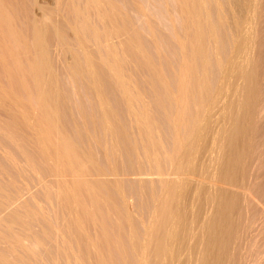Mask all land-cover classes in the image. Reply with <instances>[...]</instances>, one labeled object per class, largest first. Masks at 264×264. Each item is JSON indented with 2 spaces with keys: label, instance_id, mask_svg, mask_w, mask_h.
I'll use <instances>...</instances> for the list:
<instances>
[{
  "label": "bare ground",
  "instance_id": "6f19581e",
  "mask_svg": "<svg viewBox=\"0 0 264 264\" xmlns=\"http://www.w3.org/2000/svg\"><path fill=\"white\" fill-rule=\"evenodd\" d=\"M116 1L0 0V163L3 164H0V264H26L23 257H26L27 264L30 261L31 264L46 262L48 259L51 261V254H49L50 256L48 254L46 255V253V256L43 255L46 260L39 258L43 261H39L38 258L35 259L36 256L33 254L36 255L38 251H43L47 247L49 249L54 248L55 250L56 245L54 242L57 243L58 238L56 239L57 241L51 244L53 245L54 243L55 247L50 245V241H53L55 236L58 237V234L65 229L66 234L67 231H71V235L69 233L67 236H70L67 237L65 232L61 234L70 239L69 241H71L73 246L81 243L78 247L83 248L78 249L81 251L79 252L81 253L79 254L80 256L77 255L78 251H76L77 254L75 255H77V259L73 258L75 257L73 256L75 250L71 252L73 255L69 254L66 256V258L71 256L68 260L70 259L72 262L76 261L78 263V261H84L86 256L89 259H92L94 256L92 260L95 262L91 261L93 264H107L109 261H112L113 258L111 256L115 254L114 252L120 253L121 255L125 253L126 255L123 246L125 247V243L128 240L126 241L125 237H123V240V235L119 237L124 242L126 241L124 244L120 238V240L117 239L119 233L124 231L123 229L125 231L128 229L124 225L126 221H130L129 213L126 211L127 208H125L124 204H121L125 203L124 201L127 203V199H122L123 202L120 203L116 199L118 197L117 192L120 194L119 188L122 185V180L119 179L120 175H118L119 173L121 174V171H118V167L116 168L117 170L114 168L115 160V162L113 161L114 163L112 162L114 164L112 166L115 170H112L114 174L113 172L106 171L109 174L111 173L109 175L110 177L107 176L108 174L103 171L104 169H100L101 167L104 168L103 166H99L102 163L98 162L100 163L98 164L97 161L95 162L96 159L93 153H96L97 150L94 149L93 151L92 147V153L91 150L83 149V146L86 145H83L84 142H89L88 144L93 142L82 141V145H80L79 140L78 142L77 140L74 142L78 137L75 135L77 132L80 135L79 138L83 137L87 139L89 137L87 127L82 128V126L86 123L85 119L87 120L90 117L89 113L88 115L85 114L89 117H85V119L79 115L83 119H81L82 121L80 120L81 122L79 121L81 124L83 123L81 128L80 123L77 124L76 116H74L73 120H70L73 117L72 115H75V112L72 110L74 109L75 111L78 109V104L76 107H73L74 103L72 105L73 109H69L66 106L69 110L63 107L67 104L65 97L67 98L68 96L67 94L66 96L63 94L65 92L61 88L64 87L61 85L64 84L60 80L62 78L60 76L61 72H55L59 69V66L63 68L60 70H63L62 73L71 83L67 79L65 80L64 77V80L63 78L62 80L68 82V84L73 83V89L71 88L73 91L77 89V84L83 85V93L81 95H79L80 92L78 93L80 98L76 95L77 91L80 90L79 88L75 91L76 94L74 92L70 98L74 96L75 98L73 97V99H76L77 96L82 100V97H85V94L88 93L87 95L91 97L89 98L91 99L90 102H94V111H98L99 114V122H96V119L95 122L99 126L97 124L92 125L93 122H90L92 119L89 121L91 123L90 125L93 128L97 125V130L99 128L101 129L98 131L99 134L103 135L102 138H105L106 140H104L107 142L109 140V145L106 146L105 144L107 142L104 143L106 146L104 147L105 151L101 152L105 153L110 149L109 153L117 154L123 148L126 153L130 154V157H132L131 160H135V168L131 169L132 167L129 166L131 171L133 170L130 176L133 175L131 176L133 179L134 177L137 178L134 179L136 182L140 181V184H138L139 182L135 184L139 185H137L138 189L139 187L142 188L143 193L144 190L146 191L145 195L140 189L138 190L142 195H145V198L143 197L145 199L143 203L146 202V204L141 205L143 208L145 205L146 210L145 215H143L145 217L144 220H147H140V222L142 221V225L140 224L141 229L136 224L135 227L137 228L134 225L131 226L135 231L134 234H130L133 232V229H129L132 232L126 233L129 230L125 232L131 236H127L124 232L120 233L125 234L127 238H133L129 239V241L131 240V242H128L130 246L126 245L131 249H128L129 252L127 250L129 257V253L132 252V263L241 264L237 261L240 258L239 252L241 248L239 245L242 241L239 240L242 238H240L241 230L245 228L243 221L247 215L245 213L246 208L251 207L249 205H251L255 198L259 204L260 200H262L260 197L264 195L263 171H260V175V172L258 170L256 171L258 172L256 175H259L261 178L259 179L260 182L257 180L258 183L256 185H251L252 179H248L246 175L248 173L247 170L251 169H247L246 159L248 152H250L249 158L251 154L253 156L256 153V156L261 155L259 160L257 157L256 159L253 158L258 160V169L264 170L262 168L264 164V152H262L264 149L262 150V147L264 146L261 143L264 140V123L263 125L261 123L262 121L264 122V103L261 105L258 87L259 82H257V78L263 75L258 76L261 70L257 64L264 59L262 60L260 58L261 60L259 59V62L256 58L259 55V50H262L260 49V45L264 41H261L262 38L258 39V34L261 30H264L258 29L263 24L262 22H264L261 16L263 15V11L261 12L260 10L264 9V0H235L239 6L242 4L240 6L241 13L239 12L240 14L237 16L231 17L232 23L230 29H232V33L231 36L227 35L228 37L224 33L225 29L223 26L226 15L222 10H224L225 5L229 7L228 2L230 0H224L223 3V0H174V2L171 0L175 4L173 9L171 8L173 7L171 6V1H169L171 5L168 3L165 5L166 0H159V2L163 3H161L163 6L160 5L161 8H159L155 5L156 2L159 5L157 0H151L152 2L154 1V6H152L153 4L150 3V0L149 2H147L148 0L146 1L148 3L146 5L136 0V2L130 0L132 1L130 4L133 7L130 6L135 11L132 10V13L139 15L140 18L136 15L139 22L142 20L144 22V24L141 22L139 27L140 31L142 30L141 32L137 27L140 23H137V20H135L137 25L135 22L132 23L134 20L129 19L131 16H127L128 14L124 15L126 13L123 14V9H121L122 12L120 11V8L124 7L126 3L123 5L124 1H121V3H117ZM225 1H228L226 2L227 4ZM239 1L242 3L240 4ZM141 2L145 3V0ZM224 3L225 5H223ZM117 4L123 6L118 8ZM148 5L152 8L156 6L154 8L155 10L158 7L163 11L165 8L166 11H170L164 12L165 15L168 14L166 20L171 18L173 13H176L173 15L177 16L175 18L179 22L177 25L179 24L178 27L180 30H178L179 28L176 25L173 26L174 29L177 27L176 32L171 28L174 25L171 23V19H174L173 23L176 24L175 21L177 20L175 18L169 19L170 21H168L170 23L167 25L165 20H162L165 17L162 16L160 17L162 24L164 22L165 25H163L168 30H174L167 31L159 23L160 19H155L156 17L159 18L158 15L156 14L157 16H155L152 10L149 12L150 10L146 8ZM164 5H169L167 7L171 9L168 10ZM128 8L124 7L126 9L125 11ZM174 9L175 12L173 11ZM228 11L230 9H227ZM156 12L160 11L156 10ZM232 13L230 12L229 14L232 15ZM149 15L153 16V18L155 17V23ZM229 16L227 15V17ZM131 18L134 19V17ZM157 22L160 24H158L159 28L167 31H160L161 33L171 34L170 32H172L174 34H168V39L171 36H173V39L170 38L171 41L167 39L166 42L170 45L173 41L172 44L175 46L173 50L176 49L173 53H169L167 49H163L165 47L161 46L158 39L161 33H157L156 35V32L161 30L157 27ZM144 28L146 31L143 30ZM143 32L144 35L147 33L144 37ZM222 33L225 35L223 34L222 36ZM158 35L159 37H157ZM163 36L166 37L167 35L165 34ZM221 36L227 39L229 38L227 41L229 42L230 51L227 55L224 51L221 52L220 49L222 47L219 51L216 48V46L219 47L221 39V43L224 40L226 41L223 38L219 41ZM143 39L148 40L152 48H149V43L146 44V40L144 44ZM218 41L219 45L217 44ZM146 46L151 50L148 51ZM261 46L263 48L264 45ZM256 49H258V53L254 57ZM53 51L59 53L61 61L59 59L56 60L58 57L54 54L57 55V53L53 54L56 57L53 60ZM151 51H154L155 58L154 55H151ZM166 51L170 54V57ZM176 52L178 56L176 54L174 55ZM172 56L174 59L177 56L178 60H174ZM168 57L171 60L173 59L172 61L170 60L171 62H176V64L174 62L172 64L173 66L176 65L175 68L170 66L171 62ZM254 58L257 59L258 63H256ZM55 60L61 63L57 66V69H55V63L56 65L58 63ZM166 66L169 68V71L166 69ZM261 67H264L262 62ZM166 70L171 73V77L165 74ZM262 70L264 71V69ZM137 74H141L138 76L139 79H137ZM141 76L142 78H140ZM263 78L264 75L262 76ZM259 81L262 84V80ZM106 87H109L110 91ZM71 92L67 93L72 94ZM108 92L109 94L112 93L111 96L114 94L113 99L115 102L119 101L122 108L119 107L118 109H123L122 114L127 117V121L129 118L130 125L128 124L129 122L127 123L130 126V129L128 128L129 130H127L126 126H123L124 123L121 125L120 122H122L124 117L121 121L118 119V115L121 112H117L118 114L115 113L116 103L113 102L112 97L111 101H113L110 103V96L107 99ZM79 99L77 101H80ZM67 101L71 103V99ZM70 103L67 105L70 106ZM113 105L114 108L112 109L111 107ZM157 106L160 110L163 109L161 111L163 114H158L157 111V115L154 113V110L158 109ZM62 107L65 109L63 110ZM152 107H155L154 110ZM61 109L64 111L62 113H69L71 110L70 113L72 112V115L69 113L71 117L66 115L67 113L65 116L70 117L69 119L67 117L66 119L61 117L60 115L64 116V114H60ZM79 111L82 112V109ZM122 114L120 115V119ZM93 116L95 117V114ZM157 116L158 118L163 116L159 120L164 122L160 121L163 125L165 124L166 128H162L161 123V125L158 124L159 120ZM259 116L260 120L262 119L260 123L263 129L258 132H262L259 136H263L258 141L256 136L259 134L257 133V127L259 126H256L258 125L256 123L259 122L256 121L259 120L257 119ZM60 117L63 121L65 120V123L69 121L75 123L77 121L76 124L79 125V130L82 129L84 136L86 134L87 137L82 136L83 133L81 135L76 124L73 125L74 127L64 125ZM124 120L126 121V118ZM71 123L69 122L68 124L71 125ZM88 123L85 126H88ZM68 127L76 129L70 131L76 136V138L73 137L74 140L72 139L73 134L71 135L68 131V129L71 130L72 128ZM95 128L94 130H96ZM130 130L134 134L130 133ZM91 131L90 133H92ZM166 133H169V138ZM83 138L81 140H84ZM168 139L169 141L167 142ZM77 143L79 146H77ZM99 143L97 142V144ZM94 144L93 146L96 145ZM80 146L82 147L80 148ZM87 147L86 145L85 148ZM108 147L109 149L107 150L106 148ZM117 147L119 148L117 149ZM258 147L261 148L259 149ZM103 153L100 156L103 157ZM98 154L101 153L98 152ZM114 154L110 155L112 156ZM113 158L116 159L117 157ZM253 158L252 160H254ZM252 163L254 162H251V165ZM110 164L107 163L108 166ZM252 171L253 169L250 172ZM28 174L34 175V177L35 175L37 177L42 176L41 178L43 179H40L41 182L39 179V182H36L37 180L34 181V177L27 176ZM245 177L248 179L246 182L251 181L250 185L244 183L246 180L244 179ZM115 190L117 194H115ZM111 191L115 194L114 197H116V200H111L113 196L110 193ZM39 193L44 195L45 199L42 198L44 199L43 201L40 198L41 196L39 197ZM55 194L59 195L57 198H60L59 201L64 204L65 212L62 210V203L57 202L59 204L56 206L55 202L58 199H55ZM122 195L127 198L126 195L120 194L118 200L122 198ZM136 196L138 195L135 193ZM39 198L41 199V205L46 201V205L43 208L39 206L40 203L38 204L35 201H39ZM112 201L116 202L114 203ZM100 203L102 204L100 205ZM258 204L256 202L255 205ZM47 205L53 211L55 210L54 208L52 209V205L56 206V208L60 207L62 216H64L63 212L67 213V216H71L69 214L74 216L69 217L73 218V220L64 221L66 218H57L60 208H57L59 209L58 214L56 211V214L54 212L53 214L52 211L50 212L47 209L49 215H51L48 217L51 218L52 222L58 219V223L61 224L62 220L67 224L69 221V224H65L66 226L63 224L59 225L60 230L65 227L61 232L57 229L59 233L56 232V228H58L57 221L55 222L57 227L53 224L54 222H50L49 225V222L46 221L48 220L47 215L44 216L48 211L46 209L47 212L41 210L44 207L47 208ZM106 206L107 208L110 207L108 208L109 210H105ZM110 210L112 211L110 212ZM111 213H114L115 217L117 216L116 220L118 217L119 220L121 219L120 221L117 220L119 223L125 222L124 224L122 223L123 226L116 223V226L121 227V231H118L116 228L115 236V239L119 241L120 245L115 239V243H112V237L110 235L107 238L111 240L107 241L105 239L108 234L105 235L107 232L105 233L104 229L107 230L109 226L106 224L110 220H107L108 223L103 224V221L106 222V218H102V221L101 215L106 214L103 216L109 218ZM52 215L53 217L56 215L55 218L57 219H54ZM136 215L138 214L136 213ZM67 216L65 214V217ZM116 220L115 222H117ZM247 220L245 221L247 222ZM130 222L133 223L134 221L132 220ZM45 223L48 225L45 226L48 227L46 231L51 230L49 229L51 223L56 227L53 226L55 230H51L52 235H50V232L48 233L52 237V240H48L49 237L45 236L47 235L45 230H43V234L41 231L39 232V229L44 228ZM260 223L262 224L263 222L260 220ZM38 224V227L44 224L42 228H37L38 231H36L39 234L34 231L36 228L34 226ZM77 224H81L80 227H77ZM129 224L127 223V225ZM68 225L71 227L70 229ZM83 225H85L84 230L87 228L85 234L90 230L93 231L89 232L90 237H88L89 235L87 237L84 236L86 240L82 237L84 233L81 231V226ZM259 225L257 224V227ZM261 227L258 228L261 229ZM247 228L249 230L250 227L246 226ZM80 231L83 235L79 234ZM44 232H46L45 235ZM245 232L248 231L245 230ZM259 232L257 233L259 234ZM73 234L76 235L74 236L76 239L78 238V243H75L78 240L75 241L76 239L69 238ZM262 234H259L260 237ZM38 235L39 238L40 236L43 237V235L47 237H43V239L45 238L44 241H46L44 242L41 237L42 240L39 239L41 242L39 241L38 243ZM62 237L60 236L59 238ZM65 238L61 240L64 239L66 241L67 239ZM72 239L75 244L72 242ZM83 241H91V244L88 243L91 246L88 247L93 248L94 246L93 249H96V251L91 253L90 251L93 249L89 248L88 250L87 245ZM31 242L32 246L37 244L36 246L38 247L42 242L45 245L48 243L49 246L46 245L47 247H44L42 243L43 245L41 244L42 246L40 245V247H43V249L38 247L39 250L36 249L38 251L32 253L31 256L30 252L34 251L31 249L29 251L27 247ZM63 243L57 245L60 252L57 250L58 248L56 250L59 253H61L65 246L71 244L67 243V245H64ZM60 246H64V248L60 249L62 248ZM70 247L72 248V246ZM70 247H67V250ZM127 247L125 248L127 249ZM255 247L253 246L251 248L255 249ZM247 248L249 246H246L245 250ZM256 248L261 250L258 251L256 258L254 256L256 260L253 258L250 264H254L255 261L256 264H264V248L258 246ZM49 249L47 248L46 250ZM54 250L51 251L57 252ZM104 250L105 252L107 250L113 251V254L107 252V255H105ZM42 251L38 252L40 254H37V257L44 254ZM70 251L72 249L68 250V252ZM64 252L65 250L61 253L62 256H60L61 254L58 256L61 257V262L57 259V263L63 264L65 261L69 262L68 264L72 263L67 261L65 256L63 261ZM68 252H65V254H68ZM102 252L104 254H101ZM108 253L111 254L110 259L103 257H107L109 255ZM99 254L105 260L109 259V261L106 260V262L108 261L106 263L103 258H100V256L97 257ZM123 255L122 257L129 259L127 255L128 258ZM78 256L81 257V260H79ZM120 256L118 255L117 257L119 258ZM27 257L31 260H27ZM52 257H54L53 254ZM86 258L85 260L88 259ZM124 258L119 259L123 261ZM32 259L33 262L35 260L34 263H32ZM37 259L38 261L36 262ZM89 259L87 260L88 262ZM122 261H120L121 264H123ZM53 262L55 264L56 259ZM110 262L108 264L112 263ZM123 262L126 263L125 261ZM49 263L46 262L44 264Z\"/></svg>",
  "mask_w": 264,
  "mask_h": 264
},
{
  "label": "rangeland",
  "instance_id": "374dc122",
  "mask_svg": "<svg viewBox=\"0 0 264 264\" xmlns=\"http://www.w3.org/2000/svg\"><path fill=\"white\" fill-rule=\"evenodd\" d=\"M114 1H116V0H114ZM121 1H122V2L124 1L123 5L126 3V5H124V7H125V8L129 7L130 10H128V9H129V8H128L127 11H125L126 9H124V7H122L123 5H121V4H117V7H118V8L122 7V8H120V11H121V9H123V10H122V11H124L123 14L126 13V14H124V15H127V14H128L127 16L130 15L131 17H134V19H132L130 16H129L130 18L128 17L130 20H132V21L134 20L133 22L131 21L132 23H134L135 20L138 19L137 16L139 17V15L136 14V13H135V14L132 13V12L134 11L133 8H132L133 6L130 4V2H132V1H130V0H129V1H128V0H117L116 2H117V3H121ZM136 1H137V2H140V3H143V5L148 4V3H146L147 0H145V3H144V2H141L142 0H141V1H140V0H139V1L136 0ZM136 1L134 0V2H136ZM143 1H144V0H143ZM157 1L159 2V0H157ZM160 1H161V0H160ZM164 1H165V0H164ZM167 1H168V2H167ZM169 1H171V0H166V1H165V5H166V3H168L169 5L172 4L171 6H173V7H171V6H170V7L173 9V8L175 7V6H174L175 4L172 3V1L170 2V3H171V4H170ZM228 1H229V0H228ZM228 1H225V3L228 2ZM230 1H231V2H230ZM230 1L228 2V3H229V5H228L229 7H227V6L225 5V3L223 4V5H225V7L223 6V7H224V8H223L224 10H222V11L224 12V14L226 15V20H228V21L225 20L226 23L224 22V26H223L224 29H225V32H224V33H226V35H225L224 33H222V36H223V34H224L226 37H228L229 35L231 36V33H232V32H231L232 29H230V28H231L230 26H231V23H232V19H231V17L237 16L238 14L241 13V8H240V6L242 5V4H241L242 2L240 3V1H239V3L241 4L240 6L237 4V1H235V0H230ZM232 1H233V2H232ZM241 1H242V0H241ZM147 2H149V0H148ZM153 2H154V1H153ZM153 2L150 0V3L153 4ZM173 2H174V0H173ZM223 2H224V0L222 1V3H223ZM150 3H149V5H150ZM161 3H162V2H159V5H158L157 2H156L155 5L158 6L159 8H161V6H163V5H161ZM230 3H231V4H230ZM162 4H163V3H162ZM226 4H227V3H226ZM118 5H119V6H118ZM120 5H121V6H120ZM130 5H131L132 7H131ZM149 5L146 7L147 9L150 10V11H149V10H148V11L151 12V10H152V13H154L155 16L158 15V17H159V18H157V17H156V18L154 17V18L159 20L160 17H162V16L165 17L164 19L162 18V20H165V22H166L167 25L170 23V22H169V21H170L169 19H171V18H175V16H176V15H173V14H176V13L171 12V13H173V14H172L173 17H172L171 15H169V16H171V18H169V19H168L169 21H168V20H166V19H167L166 17L168 16V14L166 13L167 15H165V13H164V12L166 11V8H165V10L163 11V10H161V9H159V8L157 7L156 10H157V11H160V12H156V10L154 9L156 6L152 8V7H150ZM160 5H161V6H160ZM165 5H164V6H165ZM169 5H167V6H169ZM126 6H127V7H126ZM152 6H154V4H153ZM167 6H165V7H167ZM234 6H235V7H234ZM238 7H239V8H238ZM131 8H132V9H131ZM167 8H168V7H167ZM171 8H170V9H171ZM235 8H236V9H235ZM153 9H154V10H153ZM162 9H164V7H162ZM170 9L168 8V10H170ZM227 9H228V10L230 9V11L227 12ZM234 9H235V10H234ZM132 10H133V11H132ZM260 10H261V12L263 11V13H262L263 15H261V16L263 17V20H262V21H264V9H263V10L260 9ZM122 11H121V12H122ZM162 11H163V13H162ZM173 11L175 12V9H174ZM233 11H234L235 13H234ZM134 12H135V11H134ZM166 12H170V11H166ZM230 12H231V13L233 12L232 15L229 14ZM239 12H240V13H239ZM147 13H148V12H147ZM171 13H169V14H171ZM227 13H228V14H227ZM150 14H151V13H150ZM156 14H157V15H156ZM163 14H164L165 16H164ZM134 15H135V16L137 15V16H136V19H135V16H134ZM152 15H153V14H152ZM227 15H228V16L230 15V16L227 17ZM149 17H150V18H153V16H150V15H149ZM176 17H177V16H176ZM139 18H140V17H139ZM154 18H153V20H152V19H151V20L155 23L156 20H155ZM213 18H214V17H213ZM213 18H212V19H213ZM142 19H143V18H142ZM175 19H176V18H175ZM154 20H155V21H154ZM162 20H161V19L159 20V21H160V22H159L160 24H162V22H161ZM176 20H177V19H176ZM137 21H138L137 23H140V24L137 25L136 22H135V24L137 25L138 30L140 31V28H139V27H140V25H141V22H143V20L141 21V19H140L141 22H139V20H137ZM171 21H172L171 23L174 24V25L170 24V25H172V27H171L172 29H174L173 26H175V25L178 27V25H179V24L177 25V23H179L178 20L175 21L176 24L173 23V22H174V19H173V20L171 19ZM212 21H213V20H212ZM214 21H215V18H214ZM214 21H213V22H214ZM159 23L157 22V25H158ZM262 23H263V24H261V26H260L261 28H260V27L258 28V29H260V30H261V29H264V28H263V27H264V22H262ZM135 24H134V25H135ZM143 24H144V22H143ZM143 24H142V25H143ZM160 24H159V25H160ZM163 24H164V22H163ZM163 24H162V25H163ZM155 25H156V24H155ZM159 25L157 26L158 28H159ZM162 25H161V26H162ZM164 25H165V24H164ZM164 25H163V26H164ZM227 25H228V26H227ZM262 25H263V27H262ZM163 26H162V27H163ZM141 27H142V26H141ZM143 27H145V25H143ZM155 27H156V26H155ZM157 27H156V28H157ZM164 27L166 28V26H164ZM164 27H163V28H164ZM168 27H170V26H168ZM177 27H175V29H174L175 31L172 30V29H171V30L174 31V32H176V28H177ZM178 28H179V27H178ZM141 29H142V28H141ZM159 29H161V28H159ZM166 29H167V31L170 30V29L168 30V28H166ZM143 30L146 31L145 28H144ZM171 30H170V31H171ZM178 30H180V28H179ZM260 30H259V31H260ZM141 31H142V30H141ZM141 31H140V32H141ZM156 31H157V29H156ZM160 31H165V30H162V29H161V30H158V31L156 32V35H157V33H161ZM167 31H165V32H167ZM262 31H263V32H262ZM174 32H173V33H174ZM227 32H229V34H227ZM163 33H164V32H162L161 34H163ZM170 33H171V34H169V33H165V34L167 35L166 37L163 36V35H165V34H163V35L160 34V38H158V39H159V41H160L161 46L165 47V48H163L164 50L167 49V51H169V53H173L174 50L176 51V49L173 50V47H175V46H173V44H172L173 41H172V43L170 42V43L172 44V46H170L171 44L169 45V43H168V44L166 43V42H167V39H168V36H169V35H174V34H172V32H170ZM261 33H263V34H261ZM142 34H143V37H144V36H146L147 33L144 35V32H143ZM168 34H169V35H168ZM227 35H228V36H227ZM262 35L264 36V30H261V32L258 34V39H261V38H262L261 41L264 40V38H263ZM161 36H163L166 40H165L163 37H161ZM222 36L219 38V41H220L221 38H223V40L226 39V41L224 40V41L221 43V41H222V39H221V41H220V45L218 44V43H219V41H218L217 44L219 45V47L216 46V48H218L217 51H219V49L222 47V48L220 49L221 52L224 51V53L227 55V53H229V51H230L229 42L227 41L229 38L227 39V38H224V37H222ZM157 37H159V35H158ZM172 37H173V36H171L170 38H172ZM161 38H163V39H161ZM170 38L168 39V41H169V40L171 41ZM146 39H147V38H146ZM146 39H143V40H144V44H145V40H146ZM160 39H161V40H160ZM172 39H173V38H172ZM148 40H150V39L148 38ZM148 40H146V41H147L146 44L149 43V46H150V47H149V46H148V47H149V48H152V47H151V43H150ZM164 40H165V41H164ZM163 42H165V43H163ZM224 42H225V43H224ZM263 42H264V41H262L261 45H264ZM164 44H165V45H164ZM224 44H225V45H224ZM168 45H169V46H168ZM174 45H175V44H174ZM223 45H224V46H223ZM261 45H260V47H261L260 49H262V50H259V53H258V51H257L258 49H256V53H254V57L257 56V53L259 54V55L256 57V58L258 59V61H259L260 58H262V60L264 59V58H263V57H264V54H263V52H264V46H263V48H262ZM166 47H167V48H166ZM171 47H172V48H171ZM146 48H147V46H146ZM149 48H147L148 51L151 50V49L149 50ZM160 48H161V47H160ZM168 48H169V49H168ZM223 48H224V49H223ZM53 50H54V48H53ZM164 50H163V51H164ZM171 50H172V51H171ZM226 50H227V51H226ZM167 51H166V52H167ZM262 51H263V52H262ZM260 52H261V53H260ZM54 53H57V52L53 51L52 55H53ZM149 53H150V52H149ZM151 53H152V54H151ZM151 53H150L151 55H154V51H151ZM169 53L167 52V54H169ZM218 53H220V52H218ZM224 53H223V54H224ZM164 54H165V57H166V53H165V52H164ZM175 54L178 56L177 52L174 53V55H175ZM220 54H222V53H220ZM220 54H219V55H220ZM225 54H224V56H226ZM255 54H256V55H255ZM260 54H261V56H262V55H263V56L261 57ZM54 55H55L56 57H58V58L54 57ZM54 55L52 56V57H53V60H54L55 58H56V60H58V59L60 60V58H59V57H60L59 53H57V55H56V54H54ZM174 55H173V56H174ZM219 55H218V56H219ZM167 56H168V55H167ZM173 56H172V58H173ZM177 56H176V58H175L176 60H178V59H177ZM222 56H223V55H222ZM259 56H260V57H259ZM155 57H156V56L154 55V58H155ZM169 57H170V54H169ZM169 57H168V59H169V61H170L171 59H170ZM174 57H175V56H174ZM258 57H259V58H258ZM166 58H167V57H166ZM220 58H221V56H220ZM173 59H174V58H173ZM173 59H172V60H173ZM175 59H174V60H175ZM254 59H255V58H254ZM257 59H255L256 63H258ZM56 60H55V62H57ZM172 60H171V61H172ZM260 60H261V59H260ZM60 61H61V60H60ZM166 61L169 63V61H168L167 59H166ZM171 61H170V62H171ZM55 62H54V63H55ZM173 62L176 64L175 61H173ZM173 62H171L170 66H172V68H175L176 65L173 66V65H172V64H174ZM259 62H260V61H259ZM261 62H262V64L264 65V60L261 61ZM261 62L257 64V65L260 66V67H261ZM57 63H58V62H57ZM60 64H61L60 62L58 63V65H56V63H55V66H56L55 69H57V66H59ZM62 67H63V65H62ZM260 67H259V69H260L261 71H260V70H259V71H260L261 73L259 72V75H258V76H260V75H262V74L264 75V71L262 70V69H264V67H261L262 69H261ZM60 69H63V68H61V66H59V69H57L55 72H56V73H58V72L60 73V72H61V73H60V74H61L60 76H61L62 78L64 77L65 80H66V79H67L66 76H64V74L62 73L63 70H60ZM166 69L168 70L169 68H167V66H166ZM59 70H60V71H59ZM167 70L165 71V74H166V75H169V76L171 77V73L168 72L169 70H168V71H167ZM57 71H58V72H57ZM262 72H263V73H262ZM62 74H63V76H62ZM58 75H59V74H58ZM140 75H141V74H140ZM140 75L137 74V79H139L138 76H140ZM263 75H262V76H263ZM60 76H59V77H60ZM262 76H260L261 78H260V77L257 78V82H259V86H258V87H259V94H260V99H261V105L264 103V78L262 79ZM170 77H169V78H170ZM62 78H61V79L59 78V79L61 80V83L64 82V84H61V85L64 86V87H61V88H62V90H63L65 93H63V92H62V93L65 94V96H66V94H67V96H68L67 98H68L69 100L71 99V103L69 102V103H70V106H68V105H67V104H69L68 101H67L68 99L65 97L67 104H65V106H63V107H65V108L68 107L69 109H73V107H76L77 104H78V106H77L78 109L75 108V109H76L75 111H74V109L72 110L73 112H75V113H74L75 115H72V114H71L72 112L70 113L71 110L69 111L70 115H72L73 117H71V116L69 115V113H67V112L62 113V112H64L63 110H64L65 108L62 107L63 110H62V109H61L62 111L60 110V111H61L60 114H64V116H63V115H60L61 117H63L64 119H66V117H67L68 119L71 117L72 119H70V120H73V119H74V116H76L75 119H77L78 123H77V121H76L75 123H71V121H69V120L67 119V120L71 123V125H69V124H68V123H69L68 121H67L68 123H65V120L63 121L62 118L60 117V119L63 121L62 123H64V125L66 124V126H72V127H74L73 125L76 124V123L79 124V123L83 120L82 118L85 119V117H88L87 115H88V113H89V117H90V118L88 117L89 119H87V120L85 119L86 123H88V122L92 119V120L90 121L91 123L93 122L92 125H93V124H94V125H95V124L98 125V123H96V122H99V121H98L99 114H98V111H96L97 113L94 111V109H95V108H93V107H94V104H93L94 102H93V101L90 102L91 99H89V98H91V97H90L89 95H87L88 93H86V94H85L86 96L83 94V96H85L86 98H85V97H82V98H83L82 100L79 99L80 97L78 96V93L80 92L79 95H81V94L83 93V91H82V86H83V85H80V84L78 85V84H77V87H76L77 89H74V90L76 91V90H78V88H79L81 91H80V90L77 91V94H76V92L72 90V89H73V88H72V87H73V86H72L73 83L70 84L71 81H70V80L68 81V79H67V81L70 82V83L68 84V82L63 81L64 78H63V80H62ZM140 78H142V76H141ZM258 79H259V80H262V84H263V86H262V84H261V81H259ZM212 80H213V78H212ZM212 82H213V81H212ZM212 82H211V83H212ZM106 85H107V84H106ZM80 86H81V88H80ZM212 86H213V85H212ZM66 87H68V88H66ZM109 87H110V86H109ZM109 87H108V88L106 87L107 90H109ZM71 88H72V89H71ZM84 88H85V87H84ZM84 88H83V90H84ZM261 88H262V89H261ZM70 89L72 90V92H71ZM69 91H70L72 94H68V93H70ZM84 91L87 92L86 90H84ZM109 91H110V90H109ZM67 92H68V93H67ZM74 92H75V94H76L79 98H78L76 95H75V96H76V99H73L74 96H72V98H70V96L73 95ZM85 92H84V93H85ZM107 94H108V95H107V99H108L109 96H110V99H109V100L111 101V97H112V99H113V98H114V97H113L114 94H113L112 96H111L112 93L109 94V92H108ZM262 95H263V96H262ZM88 96H89V97H88ZM74 98H75V97H74ZM77 98H78L80 101H77V100H78ZM84 99H85V101H84ZM73 100H74L75 102H74ZM86 100H87V101H86ZM109 100H108V101H109ZM113 100H114V99H113ZM113 100H112V101H113ZM117 100H118V99H117ZM83 101H84V103H83ZM88 101H89V102H88ZM110 101H109V102H110ZM112 101H111L110 103H112ZM146 101H147V99H146ZM113 102H115V100H114ZM74 103H75V104H74ZM115 103L117 104V103H119V101H118V102H115ZM115 103H114V104H115ZM73 104H74V106L72 107ZM116 104H115V109H116L115 113H117V112H118V113L121 112V114H122V113H123V109H121L122 106L120 105V103L117 104V105H116ZM110 105H111V104H110ZM66 106H67V107H66ZM81 106H82V107H81ZM89 106H90V107H89ZM119 107H121L120 110L118 109ZM157 107H158V106H157ZM68 108H67V110H69ZM111 108L113 109V108H114V105H113ZM154 108H155V107H152L153 110H154ZM81 109H82V112H83V111L85 112V113L83 112L84 115H82L83 113L79 111V110H81ZM85 109H86V110H85ZM115 109H114V110H115ZM158 109L160 110L159 107H158ZM158 109H157V110H156V109L154 110V111H155V112H154L155 114H156L157 112H158V114H159V113H161V111H163V109H162V110H160V112H159ZM88 110H89V112H88ZM90 110H93V111H90ZM117 110H118V111H117ZM121 110H122V111H121ZM65 111H66V110H65ZM77 111H78V113L80 112V113H82V114H80V113H79V114L76 113ZM156 111H157V112H156ZM165 111H166V110H165ZM166 112H167V111H166ZM66 113H67V114H66ZM91 113H92V116L95 114V117H94V116L92 117V116H91ZM118 113H117V114H118ZM65 114L68 115V116H70V117L65 116ZM76 114L78 115V117H77ZM85 114H87V115H85ZM96 114H97V115H96ZM117 114H116V115H117ZM121 114L119 113V115H118V116H119L118 119L121 121L122 118L124 117V118H126V121H125L124 118H123L124 121L122 120V122H120V121H119V122L121 123V125H123V123H124L123 126H126L127 130H129V129H130V126H129V125H130V120H129V118H128V121H127V117H125L123 114H122V117H121V119H120V115H121ZM161 114H163V112H162ZM161 114H160V115H161ZM79 115L82 116V118L79 117ZM156 115H157V114H156ZM83 116H84V117H83ZM96 117H97V118H96ZM159 117H160V116H159ZM160 118H163V116H161ZM160 118H158V116H157V119H158V120H159ZM81 119H82V120H81ZM95 119H96V122H95ZM257 119H259V120H257L256 122H259V123H260V122L262 121V119L260 120V116H259V118H257ZM80 120H81V121H80ZM79 121H80V122H79ZM85 121H84V122H85ZM160 121L163 122L162 120H159V121H158V124L161 123ZM90 122L87 124L88 126H85L86 123H84V126H82L83 123H82V124H81V123L79 124V125H80V128H81V126H82V128H86V127H87L86 129L88 130V136H89L88 138H90V140H88V138H87V139H84L83 137L79 138L80 135H78V134H79L78 132H77V133L74 132V133H76L75 135L78 136L77 139L74 140V138H76V136H75L72 132H70V131H72V130H76V129H73L72 127H68V128H72L71 130L68 129V131H69V133H71V135H72V134L74 135V136L72 135V139L74 140V142H76V140H77V142H78V140H79L80 145H82V143H83L84 141H90V142H93V143H91L92 145H91V144H88L89 142H84L83 145L86 144L88 147L85 148V147H86V145H85V146H83V147H84L83 149L91 150V148L93 147V149H92L93 151H94V149L97 150L96 153H95V152L93 153L92 150H91V152L93 153V156H94V158L96 159V160L94 159L95 162L97 161V163H98V162L102 163V164H100V163H98V164H100V165H99L100 167L103 166L104 168H102V167L100 168V167L97 165V163H96V165H97L100 169H102V170L104 169L103 171H105V172H106V171L113 172V174H114V171H115V170L113 169L112 166H114L113 163H114L115 160H116L114 168L116 169V168L118 167V168H117L118 171H121V174H120L119 172H117V173H119L118 175H120V177L123 175L121 178L117 175V176L119 177V179L122 180V182H121L122 185H121V187H120L119 189H120V194H124V195H126L127 198H125V196L122 195V198H121V196H120L121 199L118 200V199H119L118 197H119L120 194H119V192H117V193H118V194H117V193H116V190H115V194H117L118 197H117V198L114 197L115 194L112 192V191H114V189H112V191L110 192L111 195H113L112 198H111V196H110V198H111V200H116V199H117L118 203L123 202V200L127 199V203H126V201H124L125 203H121V204H124L125 208H127L126 211L129 213V220H130V221L133 220V221H134V222H133L134 224H133L132 222H130V221H128V222L126 221V224H124V223H125L124 221L121 222V223H119V222L117 221V220H119V219H118L119 217H118L117 220H116V217H117V216L115 217V214H114L115 212H114V211H113V212H114V213H113L114 215L111 213L113 217H112L111 214H110V217H111L112 219L109 217L108 214H107V215H108L109 218H107V216H103V215H106V214L101 215V220H102V221H103L102 218H106V219H105L106 222L103 221V224L108 223L109 220L111 221V222L109 221V223L106 224V225L109 226V227L107 228V230H106V229H104V230H105V233L107 232L105 235L108 234V236H106V238H105V237H104V238H105L107 241L112 239V243H113V242L115 243V240H116V239H115V238H116V237H115V236H116V228H117L118 231H121V227H118L119 224L122 225V223H123L124 225H126V226L128 227V229L126 228V229H127L126 231H128L129 229H133L131 226L134 225V227H135V224H136V226L138 225L137 227L140 228V227H141L140 224L142 225V221L140 222V220H143V221H146V220H147V219L144 220V218H145L144 215H145V210H146L145 205H144V208H145V209H144L143 206H142L143 204H146V202L143 203V202H144L143 200H145V199H143V197L146 195V193H145L146 191L144 190V193H143V192H142L143 189L139 187L140 191H141L143 194H145V195H142V193H140V191H138L139 189H138V187H137V185L140 184V181H137V182H136L134 179H137V178L134 177V179H133V177H131V176H133V175L130 176V173L133 171V170L131 171V169L135 168V166H136V164H135V160H134V159L131 160L132 157H130V154H129V153H126L125 150H124L123 148H121L119 151L121 152V150L123 149L122 152H124V153H123L124 155L121 154L122 152H121V153H120V152H117V154H114V153H112V152L109 153V152H110L109 147L106 148L107 150H108V149H109V150L106 151L105 153H103V152L105 151V148H104V147H106V146L109 145V144H108L109 140H108V142L105 141L106 139H105V138H102L103 135L99 134V131H98V130H101V129L99 128V129L97 130L98 127H97V125H96V126H94V128L96 127V128H95L96 130H94L93 126L90 125V124H91ZM125 122H126V124H125ZM128 122H129V123H128ZM127 123H128L129 125H128ZM163 123H164V122H163ZM163 123H161V124L163 125ZM259 123H256V124H258V125H256V126H259V127H257V129H258V130H257V133H259V134H258V136H256V139H258V141H259V140L262 138V136H263V135L259 136L262 132L260 133V132H258V131H262L263 128H262V126H261V123H262V125H263L264 122L262 121V122L260 123V125H259ZM77 124H76V125H77ZM161 124H160V125H161ZM79 125H77V127H78ZM162 125H161L162 128H166V127H165V124H164L163 126H162ZM90 126H91V127H90ZM98 126H99V125H98ZM260 126H261V127H260ZM88 127H89V128H88ZM124 128H125V127H124ZM128 128H129V129H128ZM86 129H84V130H86ZM89 129H90V130H89ZM78 130H79V127H78ZM87 130H86V131H87ZM91 130H92V131H91ZM93 130H94V131H93ZM132 130H133V129H132ZM132 130H130V131H131L130 133H133ZM165 130H166V129H165ZM79 131L81 132V135H82V133H83L82 129L79 130ZM90 131H91L92 133H90ZM97 131H98V132H97ZM133 131H134V130H133ZM94 132H95V133H94ZM134 132H135V131H134ZM89 133H90V135H89ZM100 133H101V132H100ZM130 133H129V134H130ZM93 134H94V135H93ZM133 134H134V133H133ZM91 135H93V136L91 137ZM100 135H101V136H100ZM166 135L168 136V138L170 137V136H169V133H166ZM82 136H84V133H83ZM73 137H74V138H73ZM84 137H87L86 134H85ZM82 138H83L84 140H81ZM91 138H93L92 140H94V141H92ZM95 138L100 139V140L97 141V139H95ZM101 138H102V139H101ZM166 138H167V137H166ZM104 139H105V140H104ZM101 140H102V141H101ZM82 141H83V142H82ZM168 141H169V139L167 140V142H168ZM81 142H82V143H81ZM97 142H98V143L100 142V143L97 144ZM102 142H103V144L101 145ZM106 142H107V144H105V145H106V146H105L104 143H106ZM94 143H95L96 145H95ZM261 143H262V145L264 146V140H262ZM77 144H78V143H77ZM93 144H94L95 146H93ZM100 145H101V146H100ZM167 145H168V144H167ZM77 146H79V144H78ZM81 147H82V146H80V148H81ZM89 148H90V149H89ZM97 148H98V149H97ZM118 148H119V147H117V149H118ZM258 148L260 149L261 147H258ZM240 149H241V148H240ZM263 149H264V147H262V150H263ZM98 150H99V151H98ZM101 151H103V152H101ZM117 151H118V150H117ZM98 152L101 153V154H98ZM262 152H264V151H262ZM262 152H261V153H262ZM102 153H103V155H104L103 157L100 156V155H102ZM125 153H126V154H125ZM138 153H139V152H138ZM249 153H250V152L247 153L248 156H249ZM105 154H106V155H105ZM110 154H114V155H117V156H114V155L111 156ZM256 154H257V153H256ZM256 154H255V156H253V155L251 154V155H250V158L247 156V159H246V161H247V162H246V163H247V169L251 168L250 170H247L248 173H247L246 175H247L248 179H250V180L252 179V184H251V181H250V180H249L248 182H246L248 179H247V177H245L244 179H246V180L244 181V183H245L246 185H247V184H248V185H250V184H251V185H256V184L258 183L259 179H261L260 176H259V175L261 174L260 171H263V173H264V170H262V169L260 170V168L258 169V167H257V165H258V164H257V161L259 160V158L261 157V155H257V156H256ZM259 154H260V153H259ZM95 155H96V156H95ZM107 155H108L109 158L107 157ZM126 155H127V157H126ZM110 156L112 157V159H111ZM98 157H100V158H98ZM113 157H117V158L115 159V158H113ZM120 157H121V158H120ZM129 157H130V159H129ZM253 157H254L255 159H256V157H257L258 160H255ZM262 157H263V156H262ZM102 158H103V159H102ZM104 158H105V159H104ZM107 158H108V159H107ZM123 158H124V159H123ZM252 158H253L254 160H252ZM109 159H110V160H109ZM104 160H105V161H104ZM107 160H108L109 162H108ZM113 161H114V162H113ZM110 162H111V164H110ZM112 162H113V163H112ZM251 162H254V163H252V165H251ZM8 163H9V162H8ZM107 163L110 164V166H108ZM131 163H132V164H131ZM133 163H134V164H133ZM0 164L3 165L2 163H0ZM9 164H10V163H9ZM129 164H130V165H129ZM132 165H133L134 167H133ZM248 165H250L251 167H250V166L248 167ZM7 166H9V165H7ZM129 166H131L132 168L130 169ZM255 167H257V168H255ZM259 167H261V166H259ZM119 168L122 169V170H120ZM262 168L264 169V164H263ZM117 169H116V170H117ZM252 169H253V171L250 172ZM112 170H114V171H112ZM254 170H255V171H254ZM257 170L260 172L259 175H256V174L258 173V172H256ZM124 172H125V173H124ZM254 172H256V173H254ZM250 173H251V174H250ZM106 174H108L107 176L111 175V173L109 174V173H107V172H106ZM131 174H132V173H131ZM253 174H254V175H253ZM37 175H39V174H37ZM40 175H42V174L40 173ZM27 176H32V175H31V174H28ZM255 176H256V178H255ZM258 176H259V178H258ZM33 177H34V175L32 176V178H33ZM41 177H42V176H41ZM41 177H39V176L37 177V176L35 175V177H34V181L37 180L36 182H39V181L41 182V180L43 179V178H41ZM109 177H110V176H109ZM130 177H131L133 180H132ZM249 177H250V178H249ZM122 178H123V179H122ZM257 178H258V179H257ZM38 179H39V181H38ZM40 179H41V180H40ZM143 179H144V178H143ZM244 179H243V180H244ZM253 179H254V181H253ZM107 180H108V178H107ZM107 180H106V181H107ZM257 180H258V181H257ZM144 181H145V179H144ZM256 181H257V182H256ZM107 182H108V181H107ZM133 182H134V183H133ZM138 182H139V183H138ZM259 182H260V181H259ZM136 183H138V184L135 185ZM135 186H136V187H135ZM138 186H139V185H138ZM140 186H141V185H140ZM40 187L42 188V186H40ZM40 187H39V189L41 190ZM133 187H135V188H133ZM37 188H38V187H37ZM39 189H38V190H39ZM42 189H43V188H42ZM136 189H137V190H136ZM141 189H142V190H141ZM54 190H55V189H54ZM41 191H42V190H41ZM41 191H40V192H41ZM117 191H119V190H117ZM121 192H122V193H121ZM133 192H134V193H133ZM137 192H138V194H137ZM54 193H57V192H54ZM110 193H109V194H110ZM112 193H113V194H112ZM135 193H136V195H138V196H136V197H139V198H136V197H135ZM40 194H41V195H40ZM55 195H56V194H55ZM117 195H116V196H117ZM140 195H141V196H140ZM40 196H41V197H40ZM42 196H43V197H42ZM107 196H108V195H107ZM39 197L42 199V198H44V195H42V193H39ZM54 197H55V199H56L57 197H59V195H56V196H54ZM123 197H124V198H123ZM40 198H39V201H38V200H35V201H36L38 204L40 203L39 206H41V208H43V206L46 205V204H45L46 201H45L44 204H43V202H42L43 205H41V199H40ZM107 198L109 199V196H108ZM115 198H116V199H115ZM144 198H145V197H144ZM261 198H262L263 201L260 200L259 204H258V200H255V199H256V198H255V199L252 201L251 205H249V206H251V207H247V208H246V212H245V213L248 215V217H250V216H252V217L248 218L247 215L245 216L246 218H245L244 221H243V222H244L243 225H245V228H244V229H245L246 231H248V232H245V230L242 228L241 233H240V238L242 237L243 239L241 238V239H242V240H241V239L239 238V239H240L239 241H242V242H240L241 244L239 243V244H240L239 246H240V248H241V249H240L241 251H240L239 253H240L241 256L239 255L240 258H239V260H238L237 262H239V263H241V264H250V263L252 262L251 260H253L254 256H255V258H256L258 251L261 250V249L256 248L257 246H258V247H261V248H264V245H263V244H264V238H263V237H264V235H263L264 233L262 234V232H264V224H263V223H264V220H263V217H264V216H262V215H264V213H263V212H264V209H263V208H264V203H263V202H264V195H263L262 197H260V199H261ZM44 199H45V198H44ZM44 199H42V201H43ZM53 199H54V198H53ZM57 199H58V201H56V202H55V200H54L56 206H57V204H59V203H57V202L62 203L61 201H59L60 198H57ZM122 199H123V200H122ZM137 199H138V200H137ZM257 199H259V198H257ZM102 201H103V199H102ZM102 201H101V202H102ZM254 201H255V202H254ZM54 202H52V203L54 204ZM112 202H114V201H112ZM115 202H116V201H115ZM115 202H114V203H115ZM129 202H130V203H129ZM256 202H257V204H258L259 206H258V205H255ZM103 203H104V201H103ZM137 203H138V204H137ZM261 203H262V205L260 206ZM101 204H102V203H100V205H101ZM126 204H127V207H126ZM139 204H140V205H139ZM141 204H142V205H141ZM62 205H63V206H62V210H64V209H65L64 204L62 203ZM117 205H118V204H117ZM119 205H120V204H119ZM56 206H53V205H52V209L54 208V210H55V211L57 212V214H58V212H59L58 210H59V209H57V208H60V207H57V208H56ZM59 206H61V205H59ZM137 206H138V207H137ZM256 206H258V207H256ZM46 207H47V208L44 207V209H41V208H40V209H41V210H44L45 212H47V211L49 210L50 212L52 211V213L54 212V213L56 214L55 211L50 210V208L48 207V205H47ZM63 207H64V208H63ZM55 208H56L57 210H56ZM108 208H110V207H108ZM108 208H107V206H106L105 210L108 209ZM138 208H139V209H138ZM254 208H255V209H254ZM256 208H257V209H256ZM45 209H46V210L48 209V210L46 211ZM103 209H104V208H103ZM111 209H112V208H111ZM135 209H136V210H135ZM261 209H262L263 211H262ZM62 210H61V208H60V212H59V214L62 212ZM108 210H109V209H108ZM112 210H114V209H112ZM112 210H110V212H111ZM249 210H250V211L252 210V211L250 212ZM49 211H48L47 213L44 212L45 214H44V213H43V214H44V216L47 215L46 217L48 218V220H46V221H48V222H49V225H50V222H52V221H51V218H49V217L51 216V215H49ZM139 211H140V212L142 211V212H141L142 214H141ZM42 212H43V211H42ZM64 212H65V210H64ZM64 212H63V215H64V216H62V213H61L60 215L58 214V217H57V218H58V219H64V218H66V219H64V221H67V220H73V218H69V217H74V216H72V214H69V213H68V214L71 215V216H67V213H64ZM66 212H67V211H66ZM107 212H109V211H107ZM143 212H144V213H143ZM256 212H257L258 214H257ZM52 213H51V214H52ZM54 213H53V214H54ZM103 213H104V210H103ZM105 213H106V211H105ZM136 213H137L138 215H136ZM249 213H250V214H249ZM252 213H253V214H252ZM254 213H256V214H254ZM260 213H261V215H260ZM65 214H66L67 217H65ZM143 214H144V215H143ZM116 215H117V214H116ZM141 215H142V216H141ZM254 215H255V217H253ZM256 215H257V216H256ZM48 216H49V217H48ZM60 216H61V218H59ZM52 217H53V215H52ZM55 217H56V215H55L53 218H54V219H57V218H55ZM62 217H63V218H62ZM114 217H115V219H114ZM132 217H133V218H132ZM53 218H52V219H53ZM131 218H132V219H131ZM49 219H50V220H49ZM58 219L55 220V222L57 221L56 223L58 224V228H56V227H57V224L55 225V222H54V221H53L54 223H53V222H52V223H53L56 227H55L52 223H51V226H52V227L54 226V227L56 228V232H58V231L61 232L63 229H65V227H64L63 229L60 230V229H59V228H60L59 225H62V224L65 225L66 223H65L64 221L61 220L62 223L60 224V223H58V221H59ZM247 219H248V220H247ZM255 219H256V220H255ZM107 220H108V221H107ZM115 220H116L117 222H115ZM120 220H121V219H120ZM120 220H119V221H120ZM135 220H136V221H135ZM245 220H247L248 223H247ZM260 220H261V222H263L262 224L260 223ZM262 220H263V221H262ZM249 221H251V222H249ZM252 221H255L256 223H255V222H252ZM63 222H64V223H63ZM113 222H114V223H113ZM129 222H130V224H129ZM243 222H242V223H243ZM245 222H246L249 226H248ZM42 223H43V222H42ZM116 223L118 224L117 226H116ZM127 223H128L130 226L127 225ZM131 223H132V224H131ZM39 224H40V223H39ZM39 224H38L37 226H36V225L34 226V227H36L34 231H35L36 233H38V234H39V232L41 231V233L43 234V230L46 231V228L48 229V227H45V226H48V225H46V223H45V225L43 224L45 229H44V228H43V229H39V228H42V227H43L42 224H41V227H38ZM67 224H69V221H68ZM67 224H66V225H67ZM113 224H114V225H113ZM251 224H253V225H251ZM257 224H258V225L260 224L258 227H261V226L263 225V226L261 227V229L257 227ZM66 225H65V226H66ZM80 225H81V224H80ZM80 225L77 224V227H80ZM106 225H105V226H106ZM51 226H49V229H51L52 231L55 230L54 227L52 228ZM83 226H84V227H83ZM83 226H81V227H82V228H81V231L84 233V235H83V233H82L81 231L79 232V234H82V235H83L82 237H84V236L87 237V235H89V232L92 231V230L86 232V234H85V231H86L87 228L84 230L85 225H83ZM122 226H123V225H122ZM246 226H247V227H250L249 230H251V231H249L248 228L246 229ZM252 226H253V227H252ZM50 227H51V228H50ZM124 227H125V226H124ZM124 227H123V228H124ZM129 227H130V228H129ZM137 227H135V228H137ZM254 227H255V229H254ZM256 227L258 228V230H257ZM37 228L39 229V232H37V231H38ZM61 228H62V226H61ZM66 228H67V227H66ZM68 228L70 229L71 227H69V225H68ZM68 228H67V229H68ZM105 228H106V227H105ZM252 228H253L254 230H253ZM262 228H263V229H262ZM57 229H58V231H57ZM69 229H68V230H69ZM108 229H109V230H108ZM119 229H120V230H119ZM140 229H141V228H140ZM36 230H37V231H36ZM51 230H50V231H49V230L46 231L47 233L44 232V235H45V233L47 234V235H45V236L51 238V239L48 238V240H52V237H50L49 234H48L49 232L51 233ZM71 230H73V229H71ZM78 230H79V229H78ZM123 230H124L123 232L125 233V232H126L125 229H123ZM135 230H136V229H135ZM243 230H244V231H243ZM260 230H261L262 232H261ZM65 231H66V229L63 230L61 233L65 232ZM118 231H117V232H118ZM259 231H260V232H259ZM56 232H55V234H56ZM70 232H71V231H69V232L67 231V234H69ZM72 232H73V231H72ZM92 232H93V231H92ZM123 232L121 231L120 233H123ZM129 232H132V231L129 230V231L126 232V233H129ZM134 232H135V231H134V229H133V232L130 233V234H134ZM242 232H243L244 234H243ZM251 232H252V233H251ZM253 232H254V233H253ZM257 232H259V234H262V235H261L262 238L260 237V235H259ZM58 233H59V232H58ZM61 233L58 234V235H59L58 237H56L55 234H54L55 239H54L53 241H50V245L52 244V242L57 241V240H58V242H60V243H58V242H57V243L54 242L55 245H56V247L54 246V243H53V245H51V246H54V247H55V250H56V248H58L57 250H59V247H57L58 244L61 245L63 242H65V243H63V244H64V245H67V243H68V244L71 243V241H69L70 239L67 238L68 236L71 235V233H70V235L67 236V234H66V232H65V235L67 236V237L65 236L66 238H65L64 235H63L64 233H63V234H61ZM100 233H101V232H100ZM120 233H119V235L117 236V237H118L117 239H119V238L121 237V235H123V236H122V239H123V240H124L123 237H125V240H126V241L128 240V242H131V240L129 241V239L132 238V237H128V238H127V236H131L130 234H126V233H125V234L127 235V236H126L125 234H120ZM248 233H249V235H248ZM74 234H75V233H74ZM74 234H73V236H71V237H69V238H74V239H76V237H74V236H76V235H74ZM90 234H92V233H90ZM117 234H118V233H117ZM246 234H247V235H246ZM44 235H43V237H45ZM50 235H52V233H51ZM102 235H104V234H102ZM109 235L112 237L111 239H110V238H109V239L107 238V237H109ZM241 235H242V236H241ZM60 236H63L62 238L67 239L69 242H68L67 240L65 241L64 239H63L64 241L61 240L62 238H59ZM119 236H120V237H119ZM132 236H133V235H132ZM248 236H249V237H248ZM41 237H42V236H40V238H39V235H38V237H37V238H38V243H39V241H40L39 239H41ZM43 237H42V239H43ZM47 237H45V238H47ZM85 237H84V239L86 240ZM88 237H90V235H89ZM45 238H44V239H45ZM57 238H58V239H57ZM102 238H103V237H102ZM126 238H127V239H126ZM254 238H255L256 240H255ZM258 238H259V239H258ZM260 238H261V239H260ZM42 239H41V240H42ZM44 239H43V241H44ZM56 239H57V240H56ZM114 239H115V240H114ZM120 239H121V238H120ZM120 239H119V240H120ZM122 239H121V240H122ZM132 239H133V238H132ZM249 239H253V240H249ZM77 240H78V238H77L75 241H77ZM101 240H102V242H104L103 239H101ZM101 240H100V242H101ZM113 240H114V241H113ZM123 240H122L121 242H123V244H124L126 241L124 242ZM45 241H46V240H45ZM45 241H44V242H45ZM62 241H63V242H62ZM132 241H134V240H132ZM244 241H245V242H244ZM250 241H251V243H250ZM252 241H253V242H252ZM262 241H263V242H262ZM40 242H41V241H40ZM47 242H48V241H47ZM61 242H62V243H61ZM72 242L74 243L73 239H72ZM78 242H79V240H78L77 242H75V243H78ZM83 242L87 245V247H88V246H91L90 244L92 243L91 241H90L91 243L88 242V241H86L87 243H86L85 241H83ZM102 242H101V243H102ZM116 242L119 243L118 240H116ZM128 242L125 243V247H127L126 245L130 246V245H129L130 243H128ZM248 242H249V243H248ZM42 243H43V242H42ZM42 243H41V244H42ZM75 243H74V244H75ZM88 243H90V244L88 245ZM118 243H117V245H118ZM243 243H244L245 247H243V246H244ZM245 243H246L247 245H246ZM253 243L256 245V247H255V245H254ZM29 244H30V243H29ZM29 244H28V246H27V247H28V250L31 249L32 251H34V252H30V253H31L30 255L32 256V253H36V252L39 250L38 247H40L41 244H40L38 247L36 246L37 244H35V245L32 246V242H31L30 245H29ZM43 244H44V247H47L46 245H48V243H46V245H45V243H43ZM43 244H42V245H43ZM123 244H122V246H123ZM248 244H249V245H248ZM250 244H251V245H250ZM26 245H27V244H26ZM42 245H41V246H42ZM69 245L72 246V248H71ZM69 245L65 246L66 249L64 248V246H60V247H62V248H60V249H63V248H64L63 250H65L66 253L68 252V250H71V249H72V251L68 252V254H65V252L63 253V261H64V256H65V259H66L67 261H70V259L68 260V258H70L71 256H68V258H66V256L69 255V254L73 255V254L71 253V252H73V250H75V251L73 252V253H74L73 256H75V257H73V258H76L77 255L81 254V253H79V252H81V251L78 250V249H83V248H81V247H78L79 245H81V243L77 244V246L74 245L75 247L72 245V243L69 244ZM83 245H84V244H83ZM86 245H85V246H86ZM119 245H120V243H119ZM252 245L255 247V249H254V248H251V247H253ZM29 246H30V247H29ZM48 246H49V245H48ZM92 246H93V245H92ZM246 246H247V247L249 246V248H247V249L245 250ZM250 246H251V247H250ZM67 247H70V249L67 250ZM76 247H77V249H75ZM125 247L123 246V248L125 249V250H124V249H123V250L126 251V255H127V253L129 252V250H131V249L128 248V247H127V249H126ZM242 247H243V248H242ZM40 248L43 249V247H40ZM47 248L49 249V247H47ZM47 248H46V249H47ZM73 248H74V249H73ZM89 248H90V247H88L87 249L89 250ZM91 248H92V247H91ZM91 248H90V249H91ZM93 248H94V246H93ZM93 248H92V249H93ZM33 249H34V250H33ZM36 249H38V250H36ZM46 249H43V251L40 250V251H42V252L44 253V254H41L40 257H37V254H40V253H38V252H40V251H38V252L36 253V255L33 254L34 256H36L35 259H36V258H38V259H39V258H44L43 260H46V259H45V256H46L47 254H48V256H50L49 254H51V256H50V257H51V258H50L51 261H52V260L54 261V259H56V263H55V264H59V263H57V262H58L57 259L60 260L59 262H61V259H60L61 257H58V256L63 252V250L61 251V253H59L60 250H59V252H58L57 250H56L57 252H53V251H51V250H54V248H52V249L50 248V249H51V250L49 249L50 251H49V250H46ZM128 249H129V250H128ZM31 250H29V251H31ZM55 250H54V251H55ZM66 250H67V251H66ZM111 250H112V249H111ZM113 250H114V249H113ZM127 250H128V252H127ZM243 250H244V251H243ZM250 250H251V251H250ZM76 251H78V254L76 253ZM83 251H84V250H83ZM83 251H82V252H83ZM92 251H93V252H92ZM92 251H90V252H91V253H94V251H96V249H95V250L93 249ZM248 251H249V252H248ZM252 251H253V252H252ZM255 251H256V252H255ZM104 252H105V250H104ZM107 252H110V253L113 254V251L111 252V251H108V250H107ZM107 252H105V253H106L105 255H107ZM130 252H131V251H130ZM247 252H248V253H247ZM250 252H252V253H250ZM28 253H29V252H28ZM45 253H46V255H45ZM84 253H85V252H84ZM110 253H108V254H109V255H108L109 257H108V256H107V257H106V256H103V257H105V258H109V259H110V255H111ZM114 253H115V254H113V255L111 256V258H113L111 262H112L113 264H121L120 261H122V259L124 258V257H122V255H123V254L125 255V253H123L122 255H121L120 253L118 254L117 252H114ZM116 253H117L119 256L121 255V256L119 257V258H122L121 260L117 257L118 255H117ZM246 253H247V254H246ZM254 253H255V254H254ZM52 254H53L54 257H52ZM64 254H65V255H64ZM75 254H77V255H75ZM82 254H83V253H82ZM101 254H104V253L102 252ZM129 254H130V257H129V255H127V256L129 257V259L124 258L123 261H125L126 263H124V262L122 261L123 264H129V263H130V264H133V263H132V262H133V258H131L132 252L129 253ZM245 254H246V255H245ZM25 255H27V254H25ZM30 255H28V256L30 257ZM43 255H45V256H43ZM84 255L86 256V254H84ZM91 255H93V254H91ZM124 255H123V256H124ZM126 255H125V257H127ZM243 255H244V256H243ZM247 255H248V256H247ZM60 256H62V254H61ZM79 256H80V255H79ZM79 256H78V258H79V260H81V259H80L81 257H79ZM81 256L83 257V255H81ZM85 256H84V257H85ZM89 256H90V255H89ZM99 256H100V254L97 255V257H99ZM101 256H102V255H101ZM101 256H100V258H103V257H101ZM249 256H250V257H249ZM56 257H57V258H56ZM86 257L89 259L88 256H86ZM86 257H85V258H86ZM128 257H127V258H128ZM132 257H133V256H132ZM9 258H10V257H9ZM23 258H24V259H23L24 262L27 264L26 257H23ZM48 258H49V257H48ZM73 258H71V259H73ZM85 258H84V261L81 260L80 262L78 261V263H76V261H73V262L70 261V262H72V263H70V264H74V263H76V264H79V263H80V264H81V262H82V264H83V262H85V261H86L88 264H89V262H90V264H91V263H92L91 261H93L92 259L94 258V256H93V258H92V256H91L92 259H89V262L87 261L88 259L86 258L87 260H85ZM105 258H103V259L105 260ZM249 258H250V260H249ZM255 258H254V259H255ZM29 259H30V258H29ZM29 259H28V257H27V260H29ZM33 259H34V257H33ZM33 259H32V263L35 262V260H34V262H33ZM38 259L36 260V262L38 261ZM76 259H77V258H76ZM76 259H74V260H76ZM109 259H106V260L109 261ZM240 259H241L242 261H241ZM243 259H244V260H243ZM30 260H31V259H30ZM43 260H42V259H39V261H43ZM106 260H105V262H106ZM131 260H132V261H131ZM248 260H249V261H248ZM255 260H256V259H255ZM51 261H49V259H48V261L46 260V262H48V263L51 262ZM53 261H52V262H53ZM108 261H107V262H108ZM240 261H241V262H240ZM243 261H244L245 263H244ZM46 262L44 261V262H42V263L40 262V263H41V264H44V263H46ZM52 262L49 263V264H53V263H54V262H53V263H52ZM86 262H85V263H86ZM93 262H95V261H93ZM107 262H106V263H107ZM109 262H110V261H109ZM109 262H108V263H109ZM111 262H110V263H111ZM127 262H128V263H127ZM40 263L38 262V263H36V264H40ZM64 263L68 264L69 262H66V261H65ZM64 263H63V264H64ZM85 263H84V264H85ZM87 263H86V264H87ZM108 263H107V264H108ZM112 263H111V264H112ZM28 264H31V261H30V263H28ZM92 264H93V263H92ZM94 264H95V263H94ZM237 264H238V263H237ZM254 264H256V261H255Z\"/></svg>",
  "mask_w": 264,
  "mask_h": 264
}]
</instances>
